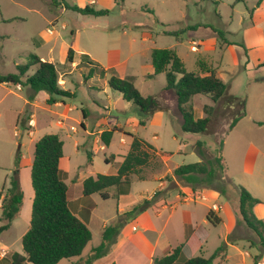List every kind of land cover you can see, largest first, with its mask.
<instances>
[{
  "label": "rangeland",
  "instance_id": "374dc122",
  "mask_svg": "<svg viewBox=\"0 0 264 264\" xmlns=\"http://www.w3.org/2000/svg\"><path fill=\"white\" fill-rule=\"evenodd\" d=\"M65 1L81 7L93 4L96 9H108L109 14L93 16L56 8L51 0H0V72L17 73L18 65L26 64L32 54H37L58 65L65 74L61 78L65 81L62 88L75 94L64 107L47 104L48 93L45 91L31 101L28 96L32 92L28 87L0 84V193L10 187L12 178L18 173L25 195L21 215L0 235V264H12L13 253H23L22 237L30 227L34 197L31 165L35 144L45 134H59L64 142L61 176L69 186L71 210L81 218L92 214L88 226L93 236L82 255L63 259L58 264H84L101 245L102 233L107 226L155 194L160 176L170 173L175 166L201 161L196 145L198 140L204 141L207 158L222 156L228 162L227 175L232 178L239 176L235 173L236 153L240 158L251 140L264 148V125L252 122L253 119L264 121V0H218L216 4L211 0ZM9 19L14 20L4 21ZM219 31L224 33L227 44ZM70 47L76 51L73 64L66 63ZM157 48L176 49L189 72H199V61L217 69L218 77L228 84L230 94L244 99L246 114L240 123L228 132L241 107L223 100L216 105L207 132L186 134L181 127L183 117L176 96L171 91H164L166 75L147 77L153 73L151 53ZM82 53L106 69L111 64L119 65L117 69L121 76L134 77L136 87L144 96L155 97L157 110L146 119L145 125L140 124L144 117L136 104L125 100L120 92L109 86L112 73H104L100 68L91 72L93 66L81 62ZM76 63L78 66L73 68ZM71 69L72 73L66 74ZM33 72L31 69L27 74ZM154 102L150 103L151 109ZM206 104H214L208 96L191 98L190 106L196 117L206 116ZM136 111L141 114L139 120L136 117L138 123L131 122ZM59 121L63 124L59 125ZM82 122L88 132L94 134L87 133ZM101 129L114 130L108 145L98 132ZM130 134L150 143L157 150V157L140 174L130 176L129 194L117 196L111 188L109 199H103L98 193L84 196L82 181L87 177L117 172L131 148ZM164 179L172 189L166 197L167 206L160 211L151 206L131 216L121 226L117 241L93 264H153L148 241L154 243L163 231V237L176 248L186 242L190 223L202 224V231H208L209 235L202 248L193 254L183 249L180 259L182 256L210 257L225 246L230 259L225 261L221 253L213 264H255L256 255L260 256L257 264H264V253L251 246L248 239L254 235L242 221L236 193L219 194L215 198V191L201 189L198 191L204 190L205 199L185 202L176 198V194L182 192L183 184L173 177V171ZM246 180L248 187L238 179H231L262 200L255 214L264 219V171L248 176ZM215 202L227 207V211L219 212L224 222L218 225L203 222ZM121 207L122 212L118 210ZM227 212L236 222L230 235L227 233ZM227 242L232 245L227 246ZM186 243L189 245V239ZM164 255V250L157 247L152 260ZM179 258L175 264H183Z\"/></svg>",
  "mask_w": 264,
  "mask_h": 264
},
{
  "label": "trees",
  "instance_id": "16d2710c",
  "mask_svg": "<svg viewBox=\"0 0 264 264\" xmlns=\"http://www.w3.org/2000/svg\"><path fill=\"white\" fill-rule=\"evenodd\" d=\"M215 4L218 0H211ZM54 7L65 8L85 15H108V9H96L93 4L81 7L77 4H69L65 0H51ZM14 19L4 20L6 22ZM171 34V33H168ZM176 34V33H174ZM218 34L224 40V33ZM75 62V49L68 50L66 63ZM81 62L92 65L91 72L101 69L102 72H111L108 79L109 86L122 94L123 98L132 101L141 111L143 119L140 124L145 125L146 119L157 109L154 96H144L136 87L134 77H121L112 69H106L93 61L88 54L81 55ZM153 73L148 74L149 79L164 73L167 78L166 89H171L177 96V106L180 110L183 123L182 130L191 134L205 133L211 122L216 105L227 100L231 105H239L241 111L231 122L228 132L245 116L244 99L238 98L229 92L228 84L217 75V70L199 61V72L187 71L182 58L173 48H157L151 53ZM17 73L3 74L0 72V84L12 83L28 87L31 90L29 100L33 101L36 94L41 91L48 93L47 104H55L73 97V93L61 87L59 80L61 71L54 62L42 60L37 54H32L26 64L17 66ZM34 69L33 74H27ZM196 95L208 96L214 104L204 105L206 116L196 117L190 106L191 98ZM154 102L151 109L150 103ZM84 116H86L84 114ZM264 124V121H258ZM82 126L85 127L84 123ZM114 130H105L101 134L102 141L109 144ZM228 134V133H227ZM132 137L131 148L125 155L115 174L90 175L82 182V194L90 196L98 193L103 199L110 198L111 188L115 189V195H126L130 191V176L140 174L154 157L157 150L147 141L136 135ZM225 140V139H224ZM223 141L220 150L222 152ZM197 151L202 157L201 161L178 165L173 170L175 177L183 186L196 192L201 189H211L222 195L236 193L239 198V214L242 221L252 231L254 237L249 238L251 246L259 248L264 253V220L257 217L254 207L262 203V200L253 196L244 186L234 184L227 175V167L223 157L218 159L207 158L205 143L202 140L196 142ZM64 142L59 134L51 133L42 136L35 144L34 160L31 165V181L34 191L32 200V213L30 227L22 237L23 253L15 252L12 255V264H58L63 259L80 257L92 239V231L88 226L89 217L81 218L75 214L69 206V186L61 176L60 161L63 157ZM92 165V156H88ZM109 161V159H107ZM143 178V177H140ZM171 178V177H169ZM5 191V192H4ZM166 190H157L155 194L137 204L134 208L119 218V220L107 226L102 233V243L84 261V264H93L109 250V246L117 241L121 226L141 210L153 206L160 209L161 200L165 199ZM2 214L0 216V235L10 229L15 218L21 215L24 204V192L21 188L18 173L12 178L10 187L0 193ZM132 216V217H131ZM212 225L222 222L221 217L210 209L206 215ZM191 231L187 228L186 237L189 239ZM256 238V239H255ZM186 240V242H187ZM181 243L162 258L153 260V264H175L183 249H187V243ZM226 247H220L210 257L195 256L186 259L183 264H213L215 258L225 253ZM260 256L254 257V262H259Z\"/></svg>",
  "mask_w": 264,
  "mask_h": 264
},
{
  "label": "crops",
  "instance_id": "0c3cea01",
  "mask_svg": "<svg viewBox=\"0 0 264 264\" xmlns=\"http://www.w3.org/2000/svg\"><path fill=\"white\" fill-rule=\"evenodd\" d=\"M41 43V41H39L38 42V45ZM198 49V48H197ZM82 54H86V53H82ZM81 54V55H82ZM75 56H76V51H75ZM91 58V57H90ZM42 59V58H41ZM92 59V58H91ZM42 60H44V59H42ZM93 60V59H92ZM93 61H95V60H93ZM96 62V61H95ZM78 66V63H76V65L73 67V68H76ZM118 66L119 65H114L113 66V64H111L107 69H109V68H112V69H114L116 72H117V74L119 75V76H121V74L119 73V70L117 69L118 68ZM153 67V66H152ZM217 70V69H216ZM154 71V70H153ZM72 73V69L69 71V72H67L66 74H71ZM63 75H65V74H61V76H60V80H59V82L60 83H62V84H60L61 85V87L62 86H65V81L64 80H62L61 78L63 77ZM93 75V74H92ZM121 77H123V76H121ZM109 84V83H108ZM164 91L165 92H168V91H171V92H173V94L176 96V94H175V92L173 91V90H171V89H164ZM42 92V91H41ZM40 93V92H39ZM38 93V94H39ZM38 94H36V96L34 97V100L36 99V97H37V95ZM74 97H75V94L73 93V97L72 98H68V99H66L65 101H59V102H57V103H55L56 105H63L64 107H67V105H68V101L69 100H71V99H74ZM48 98V97H47ZM46 98V99H47ZM176 98H177V96H176ZM33 100V101H34ZM163 109V108H162ZM138 111V110H137ZM135 112V116L132 118V121L131 122H136V123H138V120H139V115L141 116V111L139 110L138 112H140L139 113V115H138V112ZM83 114H85L86 116H87V113H86V111L84 110L83 111ZM86 116H84V118H86ZM138 118V120H137V118ZM142 117H143V115H142ZM245 117V116H244ZM243 117V118H244ZM243 118H241L238 122H237V124L235 125V126H237L239 123H240V121L243 119ZM253 124H255V123H257L258 122V120H255V119H253ZM255 122V123H254ZM262 122V121H261ZM59 123V125H62L63 124V122L62 121H59L58 122ZM82 123H84V122H82ZM258 124V123H257ZM261 126H263L264 124H260ZM245 127H247V128H249V129H251L252 128V126L251 125H249V124H245ZM85 128V127H84ZM73 129V128H72ZM113 129H116V128H113ZM85 130H86V132L87 133H89V134H94V132H88V130L85 128ZM108 130H110V129H108ZM103 131H105V130H103V129H101V130H99L98 132L100 133V136H101V134H102V132ZM186 134H191V133H187V132H185ZM193 135H197V134H193ZM263 136H264V132H263V134H262ZM60 136V135H59ZM61 138V137H60ZM250 140V139H249ZM76 148L77 149H79L80 148V145L79 144H77V146H76ZM63 158H64V154H63V157L61 158V161L63 160ZM234 160H235V164H236V169H235V173L236 174H238L239 176H234L235 178H232V177H230L231 179H238V181L240 182V183H242V184H244L245 186H247L248 187V185H249V182H247L248 180H246L247 178H248V176H256L257 175V173H259L260 171H264V163H261V162H264V148H262L261 146H259L258 144H256L253 140H251V141H249L248 143H247V145H246V147L243 149V152H242V156L239 158L238 157V155H237V153L234 155ZM61 161H60V168H61ZM228 163V162H227ZM227 163L225 162V164H226V167H227V171H228V166H227ZM175 167H177V166H175ZM174 167V168H175ZM174 168L170 171V173H167V174H165V175H163V176H160L159 178H158V180H159V187H158V189L157 190H165V189H168V191L170 192L172 189H171V187H168V181H166L164 178H165V176L166 175H171L172 174V171L174 170ZM61 171H62V169H61ZM93 175H95V174H93ZM133 175H136V174H133ZM83 182V181H82ZM241 185V184H240ZM244 185H241V186H244ZM259 185H261V186H263V183H260ZM244 186V187H245ZM247 189V188H246ZM181 190H182V192H179L178 194H176V198L177 199H181L182 201H185V202H187V201H191V200H196L197 198H201V199H205L206 198V195H205V192H204V190L203 191H197V192H194V191H192L190 188H188V187H185V186H181ZM214 191V190H213ZM156 191H154V193H155ZM168 192V193H169ZM168 193H167V198L169 197V195H168ZM181 193L182 194H184L183 196L181 195ZM215 193L217 194V195H215V198H217L218 197V195L220 194L219 192H217V191H215ZM127 195V194H126ZM237 195V194H236ZM253 195V194H252ZM120 196H122V195H120ZM254 196V195H253ZM256 197V196H255ZM167 198H165V199H163V200H161L160 202H158V204H160L161 206H160V209H162V208H164V207H166L167 206ZM258 198V197H257ZM260 199V198H259ZM2 200V199H1ZM261 204V203H260ZM260 204H257L255 207H254V211L256 210V208H257V206L258 205H260ZM134 206H136V205H134ZM156 209V208H155ZM160 209H157V211H160ZM212 209L214 210V212H215V214L216 215H218L219 217H221L220 215H219V212L221 211V210H226L227 211V207L224 205V206H220V204H218V203H214V206L212 207ZM119 211H123V208L121 207V208H119L118 209ZM193 214L195 213V212H192ZM92 215V214H91ZM91 215L89 216V221H88V224H89V222H90V220H91ZM207 215V214H206ZM227 216H228V223H227V228H228V231H227V233H228V235H230L231 233H233L234 231V229H235V220H234V218H233V216H232V214H230L229 212H227V214H226ZM189 217L190 218H193L194 217V219L196 218V216L194 215V216H192V215H189ZM221 219H222V222H224V219L221 217ZM264 220V219H263ZM203 222H205V223H209V221L207 220V219H204L203 220ZM221 222V223H222ZM106 226H103V228H105ZM188 228H189V230L191 231V234H190V237H189V245H188V248L187 249H185V251H187L190 255L191 254H193L194 252H196L198 249H201L202 248V246H203V244H204V242L206 241V239H207V237H208V235H209V233H208V231H202V230H204L203 228V225L202 224H196V225H193V224H189V226H188ZM232 229V230H231ZM231 230V231H230ZM144 232H146V231H144ZM250 232H252V231H250ZM227 237H229V236H227ZM144 239H146V238H144ZM249 239V238H248ZM147 240V239H146ZM150 241H148V244L150 245V261H153L152 260V255H153V253H154V251H155V249L157 248V247H160L162 250H164V252L167 254V253H170V252H172L173 251V249L175 248H172L171 247V245L169 244V242H168V240H167V238H165V237H163V231H160V238H157L155 241H154V243H152V244H150L149 243ZM229 245H232V243H229V242H227V246H229ZM163 247V248H162ZM169 248H171V250L169 249ZM184 252V251H183ZM182 252V253H183ZM181 253V254H182ZM191 257H195V256H191ZM191 257H189V258H191ZM223 257H224V260L225 261H227V260H229L230 258V254H229V252H228V250L223 254ZM252 257V256H251ZM189 258H186V257H181V259H180V261L179 262H184L186 259H189ZM214 263V262H213Z\"/></svg>",
  "mask_w": 264,
  "mask_h": 264
}]
</instances>
